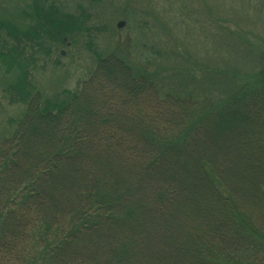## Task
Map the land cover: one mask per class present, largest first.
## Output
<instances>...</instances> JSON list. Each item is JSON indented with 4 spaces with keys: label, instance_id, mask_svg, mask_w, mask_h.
I'll return each instance as SVG.
<instances>
[{
    "label": "trees",
    "instance_id": "trees-1",
    "mask_svg": "<svg viewBox=\"0 0 264 264\" xmlns=\"http://www.w3.org/2000/svg\"><path fill=\"white\" fill-rule=\"evenodd\" d=\"M59 9L33 0L21 10L34 20L24 31L30 47L45 51L46 39L76 25ZM18 23L0 20L16 37L0 36V73L14 58L16 98L26 104L0 138V264H264V77L200 101L163 94L107 55L50 107L32 96ZM109 134L121 153L108 150ZM228 136L238 138L228 153L247 159L251 177L226 168L220 150H203ZM119 155L123 179L108 170Z\"/></svg>",
    "mask_w": 264,
    "mask_h": 264
},
{
    "label": "rangeland",
    "instance_id": "rangeland-1",
    "mask_svg": "<svg viewBox=\"0 0 264 264\" xmlns=\"http://www.w3.org/2000/svg\"><path fill=\"white\" fill-rule=\"evenodd\" d=\"M40 1L69 12L70 21L76 23L66 33L60 31L58 37L46 39L45 51L30 47L28 40L32 35L24 33L34 20L21 10L33 0H0V12L5 13L0 14V20L16 25L20 22V43H27L23 61L28 59L31 64L27 79L33 84L32 96L50 102V107L67 100L69 92L92 79L99 58L107 55L116 58L113 62L121 60L140 77L155 81L163 94L191 96L200 101H223L241 84L264 77V0ZM10 31H15L14 27L3 25L0 36L2 41L13 44L16 37ZM10 60L12 71L8 73L3 66L0 73V138L15 131L26 108L24 101L16 98L14 84L21 73L14 58L8 57L4 62ZM131 111L127 108L128 113ZM115 137L109 134L106 143L109 151L119 153L112 145ZM225 140L211 137L204 141L203 150L208 154L220 150L226 168L240 177H251L254 169L247 159L228 153L238 138L228 136ZM36 146L44 148L43 143ZM122 158L119 155V160H115L116 167L112 162L107 167L121 179L128 173ZM99 159H105L102 153ZM183 168L178 174L181 182L189 185L188 168ZM179 196L190 201L194 197L192 192H181ZM138 256L144 259L142 253Z\"/></svg>",
    "mask_w": 264,
    "mask_h": 264
}]
</instances>
